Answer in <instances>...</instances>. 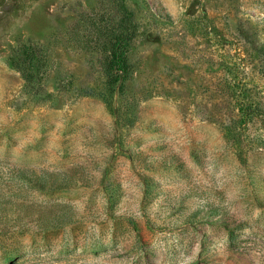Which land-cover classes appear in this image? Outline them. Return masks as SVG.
Wrapping results in <instances>:
<instances>
[{"label": "rangeland", "instance_id": "374dc122", "mask_svg": "<svg viewBox=\"0 0 264 264\" xmlns=\"http://www.w3.org/2000/svg\"><path fill=\"white\" fill-rule=\"evenodd\" d=\"M0 264H264V0H0Z\"/></svg>", "mask_w": 264, "mask_h": 264}, {"label": "trees", "instance_id": "16d2710c", "mask_svg": "<svg viewBox=\"0 0 264 264\" xmlns=\"http://www.w3.org/2000/svg\"><path fill=\"white\" fill-rule=\"evenodd\" d=\"M135 26L130 23H121L115 29L111 44V67L116 70H125L128 65L127 49L135 34Z\"/></svg>", "mask_w": 264, "mask_h": 264}]
</instances>
